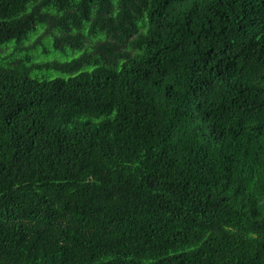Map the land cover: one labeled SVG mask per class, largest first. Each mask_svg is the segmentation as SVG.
I'll return each mask as SVG.
<instances>
[{"label": "trees", "instance_id": "1", "mask_svg": "<svg viewBox=\"0 0 264 264\" xmlns=\"http://www.w3.org/2000/svg\"><path fill=\"white\" fill-rule=\"evenodd\" d=\"M0 264H264V0H0Z\"/></svg>", "mask_w": 264, "mask_h": 264}]
</instances>
